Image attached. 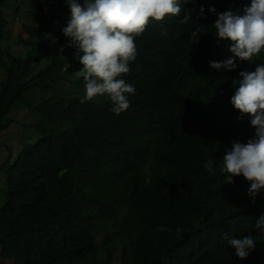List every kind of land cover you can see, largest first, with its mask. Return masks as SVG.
<instances>
[{
  "label": "trees",
  "instance_id": "obj_1",
  "mask_svg": "<svg viewBox=\"0 0 264 264\" xmlns=\"http://www.w3.org/2000/svg\"><path fill=\"white\" fill-rule=\"evenodd\" d=\"M180 3L178 15L135 38L136 59L121 77L135 92L116 115L107 94L81 103L86 90L75 72L83 65L62 31L71 19L65 0L30 6L24 16L33 23L22 24L27 37H19L24 55L3 44L7 14L20 12L19 4L0 0V140L13 111L27 108L36 118L16 140L0 143V260L264 264V230L256 227L264 190L253 204L251 183L243 175L228 183L221 171L233 142L254 137L231 97L240 72L264 63V51L252 62L237 58L231 71L209 64L232 55L231 41L215 36L210 9L238 11L250 0ZM196 28L199 41L191 40ZM34 91L55 94L34 102ZM225 233L253 237L255 249L241 260Z\"/></svg>",
  "mask_w": 264,
  "mask_h": 264
},
{
  "label": "clouds",
  "instance_id": "obj_2",
  "mask_svg": "<svg viewBox=\"0 0 264 264\" xmlns=\"http://www.w3.org/2000/svg\"><path fill=\"white\" fill-rule=\"evenodd\" d=\"M65 3L70 8L71 19L62 31L70 38L68 46L77 48V59L83 65L82 70L75 72L78 78L83 77L86 90L81 103L107 94L113 104L111 110L120 115L130 107L126 94L135 92L134 86L121 78L130 71L129 62L136 59L135 38L161 24L157 21L178 15L180 0H83V4L79 0H65ZM233 9L220 13L214 7L210 9L217 15L213 24L215 36L231 41L228 49L231 56L219 62L209 61L211 69L217 71L235 70L237 58L250 61L264 51V0H250L242 10ZM200 15H204L203 7ZM188 19L186 14L184 22ZM201 32V28L190 32L191 40L199 41ZM239 75L242 79L231 103L241 117H250L255 133L246 144L233 142L231 151L224 156L221 171L228 183L243 175L251 183L248 195L255 204V198L264 190V63L257 64L254 71H241ZM213 163L214 160H209L205 164L210 172ZM256 227L264 230V214L256 221ZM224 239L241 260L249 256V250L255 249L251 236L229 239L225 233Z\"/></svg>",
  "mask_w": 264,
  "mask_h": 264
},
{
  "label": "rangeland",
  "instance_id": "obj_3",
  "mask_svg": "<svg viewBox=\"0 0 264 264\" xmlns=\"http://www.w3.org/2000/svg\"><path fill=\"white\" fill-rule=\"evenodd\" d=\"M47 0H16V2L19 4L20 12H16L14 10L10 11L7 14L8 19V25H7V35L5 37V40L3 42L4 47L6 49H10V51L15 55H24L26 52V48H23V45L20 44L19 37L26 39L27 34L22 29V24H28L33 23V21L30 19H26L24 15H26V12L29 10L30 6L33 3H41L44 6H46ZM54 2H57L58 0H52ZM47 13H50V10H47ZM70 16V12L67 13V17ZM255 58L253 57L251 59V62ZM5 79L4 71L0 70V83ZM55 93L53 91H50L45 96L40 92H32L29 94L30 100L34 102H39L43 97H50L54 95ZM76 95H79L76 93ZM10 119L13 121L12 125L9 127L8 130H6L2 134V139L0 140L1 145H6L14 140L20 135V133H24L27 131V128L31 126L36 118L29 109L24 108L21 110L13 111L10 115ZM4 152V149H3ZM4 202V200L1 201L0 205ZM119 254V252L117 253ZM0 264H14L12 261L7 260H0ZM113 264H120L118 260L114 261Z\"/></svg>",
  "mask_w": 264,
  "mask_h": 264
}]
</instances>
